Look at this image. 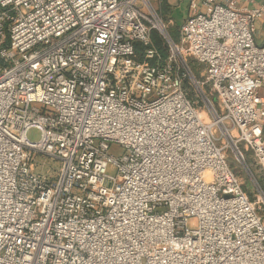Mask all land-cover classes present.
Instances as JSON below:
<instances>
[{
	"label": "built area",
	"instance_id": "obj_1",
	"mask_svg": "<svg viewBox=\"0 0 264 264\" xmlns=\"http://www.w3.org/2000/svg\"><path fill=\"white\" fill-rule=\"evenodd\" d=\"M252 1L189 0L177 41L153 0H0V264H264Z\"/></svg>",
	"mask_w": 264,
	"mask_h": 264
},
{
	"label": "rangeland",
	"instance_id": "obj_2",
	"mask_svg": "<svg viewBox=\"0 0 264 264\" xmlns=\"http://www.w3.org/2000/svg\"><path fill=\"white\" fill-rule=\"evenodd\" d=\"M172 1L173 0H169V1L168 0H153V5L155 9L157 10V12L162 15L165 22H167V25H168L167 27H168V31L170 35L175 40L178 41L180 37V25H181V21L183 17V16L180 17L182 13H180L179 10H186L188 5H187V2H185L184 0H181L180 5L178 7V5H175V4L173 5ZM185 13L186 12L184 11L183 15H185ZM152 39L157 42L160 40V35L155 29H153L152 31ZM188 63L191 69L193 70V72L196 74V76L203 79L204 78L203 65L199 61L194 59L193 57H190L188 59ZM40 135H41L40 130L37 128H30L26 133V136L31 141L39 140ZM241 147L243 146L241 145ZM109 152L112 153L113 155H119L123 152V148L118 143H110ZM244 155L252 171L255 173V175L258 177L261 183H263L262 173L259 171V167L256 164L252 151L244 150ZM225 157H226V160L229 166L234 168L237 163L234 160L231 154V151L229 149L226 150ZM57 167H58L57 161H54L45 156L38 155L36 171H38L39 173L46 174V175H53ZM236 173L239 179L242 181L243 190L247 192L250 197H253L252 186L250 182H248L244 173L242 171H237ZM190 225L193 226L194 221H191Z\"/></svg>",
	"mask_w": 264,
	"mask_h": 264
},
{
	"label": "crops",
	"instance_id": "obj_3",
	"mask_svg": "<svg viewBox=\"0 0 264 264\" xmlns=\"http://www.w3.org/2000/svg\"><path fill=\"white\" fill-rule=\"evenodd\" d=\"M180 1L181 0H173L172 3H173V5L175 4V5H178V7H179ZM184 1L187 2V5H188L189 0H184ZM261 2H262V0H253L252 3H250V6H258L261 4ZM184 11L186 12L187 8H186V10H179V12L182 13V15L180 17H182V16L184 17V15H183ZM183 17H182V19H183ZM263 34H264V31L261 27V22L259 21V22H257L256 36H257V38H262Z\"/></svg>",
	"mask_w": 264,
	"mask_h": 264
},
{
	"label": "trees",
	"instance_id": "obj_4",
	"mask_svg": "<svg viewBox=\"0 0 264 264\" xmlns=\"http://www.w3.org/2000/svg\"><path fill=\"white\" fill-rule=\"evenodd\" d=\"M156 43L158 44L159 47H162L161 43L158 41H156Z\"/></svg>",
	"mask_w": 264,
	"mask_h": 264
}]
</instances>
